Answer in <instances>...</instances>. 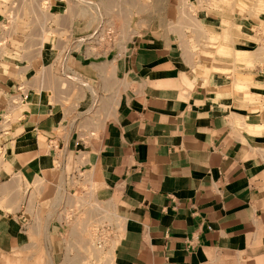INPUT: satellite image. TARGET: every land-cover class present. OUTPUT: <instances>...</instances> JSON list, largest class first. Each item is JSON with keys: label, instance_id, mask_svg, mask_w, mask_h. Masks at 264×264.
<instances>
[{"label": "crops", "instance_id": "0c3cea01", "mask_svg": "<svg viewBox=\"0 0 264 264\" xmlns=\"http://www.w3.org/2000/svg\"><path fill=\"white\" fill-rule=\"evenodd\" d=\"M63 1L49 10L65 13ZM31 3L0 0V31L12 24L3 11L22 10L13 55L27 54L14 44ZM203 11L201 25L218 27V14ZM63 18L76 41L95 23ZM245 24L233 51L257 48ZM124 37L106 53L50 42L0 61V252L31 239L40 209L65 211V189L75 195L88 171L115 229L111 262L264 264V95L252 96L264 92V61L186 49L156 25ZM65 226L51 221V244L65 243Z\"/></svg>", "mask_w": 264, "mask_h": 264}, {"label": "rangeland", "instance_id": "374dc122", "mask_svg": "<svg viewBox=\"0 0 264 264\" xmlns=\"http://www.w3.org/2000/svg\"><path fill=\"white\" fill-rule=\"evenodd\" d=\"M112 1V0H111ZM64 0L67 10L65 13L50 11V0H32L27 9L30 20L26 28H20L18 40L15 46L18 51L27 54L13 55L10 52V37L12 32L18 30L14 26V17H19L22 10L13 11L7 9V14L12 24L3 25L0 31V61L10 58L22 60L30 55L40 54L41 46H47L52 42L55 46H73L78 48L81 42L94 46L96 51L106 53L114 48L117 43L125 41V31L128 27L132 32L138 25L172 28V32L180 35L187 48H193L202 52L205 48L213 49L214 52L231 58L235 57L238 63L252 62L256 58L264 61V0ZM109 2V4H108ZM111 2V4H110ZM107 4L109 5L107 7ZM74 7V8H73ZM206 9H203V8ZM108 8V9H106ZM104 9V10H103ZM108 10V11H107ZM217 13L221 18L218 27H203L200 16L205 11ZM105 11V12H104ZM68 14L80 16L82 21L95 22L86 35L80 40L71 38V29L62 26V21ZM48 21V25L47 22ZM244 21L248 27L243 28L247 36L256 42V49L251 52L233 51V31L240 30L239 24ZM42 23L49 29H41ZM61 27V28H59ZM64 27V28H63ZM243 27V26H242ZM59 28V29H58ZM235 28V29H233ZM97 29V36L93 34ZM110 29L111 35L104 34V30ZM89 30V29H87ZM44 33V34H43ZM43 34V36H42ZM237 34V33H235ZM94 35V36H93ZM259 36H262L261 38ZM248 59L249 61H247ZM63 62L62 57L58 58ZM57 60V61H58ZM52 63V60L49 61ZM64 81L71 79L66 75H59ZM37 83L40 75L35 78ZM57 79V72L53 74ZM60 79V80H61ZM237 90L246 91L249 85L238 80L235 85ZM264 92L258 90L255 95L261 97ZM87 179L80 184L75 195L66 193L63 197L65 211L56 214V210L49 209L48 214L40 209L33 215L32 236L23 246L9 252H0V264H115V253L107 248L109 241H104L103 248L97 247V228L108 222L107 207L105 200L96 198V184H88V171L84 173ZM95 195V196H94ZM50 203V202H49ZM61 218L66 221L65 243L62 245L51 244L47 232L51 221ZM111 224L110 222H108ZM106 232L105 234H108ZM105 238V237H104Z\"/></svg>", "mask_w": 264, "mask_h": 264}, {"label": "built area", "instance_id": "2783aa9c", "mask_svg": "<svg viewBox=\"0 0 264 264\" xmlns=\"http://www.w3.org/2000/svg\"><path fill=\"white\" fill-rule=\"evenodd\" d=\"M104 34L101 35V38L104 37V35H111L110 33L112 32V30L110 31V29H105L104 31ZM93 35L94 37H96L98 34H97V29L94 30L93 32ZM115 229H114V226L112 224H109L108 222H105L103 225H100L96 232H97V236H96V243H97V247L98 248H103L102 246L105 244L104 241H110L113 233H114ZM106 232H109L108 234H105ZM105 237V238H104Z\"/></svg>", "mask_w": 264, "mask_h": 264}, {"label": "bare ground", "instance_id": "6f19581e", "mask_svg": "<svg viewBox=\"0 0 264 264\" xmlns=\"http://www.w3.org/2000/svg\"><path fill=\"white\" fill-rule=\"evenodd\" d=\"M106 1H111V0H106ZM112 1H113V0H112ZM112 1H111V2H112ZM114 1H115V0H114ZM111 2H110V4H111ZM108 4H109V2H108ZM108 4H107V7L109 6ZM73 8H74V7H73ZM106 9H108V8H106ZM103 10H104V9H103ZM107 11H108V10H107ZM104 12H105V11H104Z\"/></svg>", "mask_w": 264, "mask_h": 264}]
</instances>
